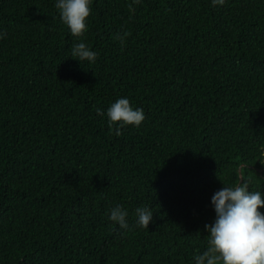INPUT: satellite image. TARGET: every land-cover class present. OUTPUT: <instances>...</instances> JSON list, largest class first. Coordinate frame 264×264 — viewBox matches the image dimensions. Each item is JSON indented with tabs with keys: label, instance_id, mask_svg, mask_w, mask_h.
<instances>
[{
	"label": "trees",
	"instance_id": "obj_1",
	"mask_svg": "<svg viewBox=\"0 0 264 264\" xmlns=\"http://www.w3.org/2000/svg\"><path fill=\"white\" fill-rule=\"evenodd\" d=\"M55 2L0 0V264H194L212 194L264 193V0H93L82 37Z\"/></svg>",
	"mask_w": 264,
	"mask_h": 264
},
{
	"label": "clouds",
	"instance_id": "obj_2",
	"mask_svg": "<svg viewBox=\"0 0 264 264\" xmlns=\"http://www.w3.org/2000/svg\"><path fill=\"white\" fill-rule=\"evenodd\" d=\"M141 0H132V4ZM213 6H223L226 0H211ZM93 0H56L60 19L67 25L70 33L82 37L87 31V18L91 13ZM130 10L132 5L130 4ZM6 33L0 31V39ZM125 36L127 33L124 34ZM123 40V37H121ZM98 53L83 41L77 43L70 57L79 62L87 60L94 63ZM97 114L105 112L97 109ZM110 125H115V135L126 125L139 127L145 115L142 108H134L127 97H121L106 110ZM264 193L252 191L247 183L235 186H222L215 191L210 203L215 217L212 223L206 224L209 235L208 248L193 256L194 264H264ZM108 219L121 229L128 228V211L117 204L109 210ZM138 226L148 229L153 220V213L148 207L135 209Z\"/></svg>",
	"mask_w": 264,
	"mask_h": 264
},
{
	"label": "water",
	"instance_id": "obj_3",
	"mask_svg": "<svg viewBox=\"0 0 264 264\" xmlns=\"http://www.w3.org/2000/svg\"><path fill=\"white\" fill-rule=\"evenodd\" d=\"M238 172H239V183L242 181V174H241V171H240V167L238 168Z\"/></svg>",
	"mask_w": 264,
	"mask_h": 264
}]
</instances>
